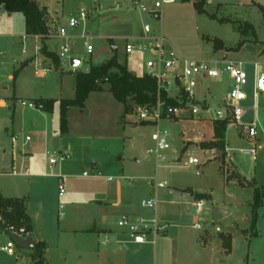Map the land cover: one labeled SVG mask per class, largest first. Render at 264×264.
Instances as JSON below:
<instances>
[{"label":"rangeland","instance_id":"374dc122","mask_svg":"<svg viewBox=\"0 0 264 264\" xmlns=\"http://www.w3.org/2000/svg\"><path fill=\"white\" fill-rule=\"evenodd\" d=\"M35 1L45 5L63 24L77 14L78 8L90 14L79 27L70 29L72 50L69 58L81 59L80 65L74 68L66 58L41 77L35 73L36 68L44 67L41 64L44 56L38 49L40 39L27 36L23 13L10 14L4 8L0 9V97L14 100V93L20 97L0 107V159L4 155L11 157L14 151L19 160L22 152L32 150V164L41 173H49L53 169L46 165L48 152L64 148L61 135L83 138L82 143L74 140L71 154L86 160L74 172L75 177L67 179L64 197L58 196V182L56 187L48 188L50 195L55 191V204L51 203L54 214L57 215L58 205L62 203L63 223L73 228L72 232L61 234V251L51 247L48 264L95 263L93 246L98 247L99 240V248H104L101 242L106 236L101 232L100 239H97V234L86 231L90 227L87 215H90L95 193L115 185L118 176L127 178L121 180L124 193L138 215L150 217L156 213L160 224L166 226L156 239L149 238L155 239V243L126 246L143 248L147 252L146 260L143 256L140 257L142 260L137 257L136 264H264V206L259 211L256 234H253L252 188L242 189L235 181L226 183L220 169L222 157L218 148V157L213 158H207L205 151L193 143L183 151L185 144L195 137L211 139V120L196 122V119L162 118L158 124L140 123L134 128V116L123 115L124 104L117 101L109 86L105 85L103 91L90 93L84 112L80 107H71L68 111V131L62 133L60 129V100L74 96L76 72H86L92 65L105 62L114 55L130 70L138 74L146 72L145 63L155 54L135 52L127 55L124 50L127 40L143 30L146 24L151 25L156 35L162 34L180 58L211 59L225 53L247 62L245 68L252 76L250 63L264 61V14L260 7L264 6V0H205L207 13L203 14L198 13L192 1L176 0L164 5L161 18H154L140 8L144 4L153 10L157 0ZM208 13L216 15V18H211ZM82 32L89 33L92 54L86 51L85 40L80 37ZM23 36L26 37L24 44L21 42ZM53 37L52 34L46 39L48 48L54 45ZM215 39L221 40L224 48L216 49ZM241 41L244 44L240 50L232 49ZM24 63L28 65L23 66ZM231 84L227 74L218 79L198 77L194 103L201 110L206 105L215 104L213 112L226 110L229 113L226 97ZM246 92L248 99L245 106L251 108V83ZM183 97H186L185 94ZM177 98L180 99L181 94H177ZM39 99H54L53 110H37L22 104V100ZM256 116L260 142L255 157L243 153V149L251 146L244 136L242 125L229 121L226 141L237 169L249 180L254 179L258 186H264V93L259 95L257 111L250 109L243 122H249ZM157 127L168 131L171 146L162 152L164 158L159 163L155 154L147 153L148 148L155 146L152 134ZM174 147L179 151L177 155L172 153ZM225 154L228 156L227 147ZM190 155L199 159V167L187 163ZM97 159L104 162L100 168L103 177H83L84 172L91 170L92 165L88 162ZM109 175L115 177L110 183L106 179ZM44 180L50 182L48 178ZM156 182H165L166 187L159 188ZM169 190L172 192L169 193ZM197 191L206 196L200 198L205 200V205L199 216L192 204V196ZM151 198L158 199L156 210L141 206L142 200ZM105 206L101 211L106 220L105 227L121 229L118 225L121 214L111 204ZM188 206L191 207L190 212L187 211ZM214 207H226L223 209L231 213L214 220ZM196 217L200 228L194 227ZM49 237L53 244L56 238ZM118 255L114 263L121 260Z\"/></svg>","mask_w":264,"mask_h":264},{"label":"built area","instance_id":"2783aa9c","mask_svg":"<svg viewBox=\"0 0 264 264\" xmlns=\"http://www.w3.org/2000/svg\"><path fill=\"white\" fill-rule=\"evenodd\" d=\"M175 1L176 0H157L153 10H150L144 4H142L140 8L143 12L148 13L154 18H161L164 5L174 3ZM136 3L138 4V1ZM76 12V15L70 16L64 24L57 27L56 36L62 40V43L59 46V51L57 52L60 60L69 58V54L72 50L70 44V39L72 37L70 29L79 27L90 15L89 12L83 8H78ZM35 37L37 38L38 36ZM80 37L85 40L87 53L92 54L93 46L89 43V33L82 32ZM25 38V36L22 37L23 40H25ZM124 50L127 55H131L135 52H153L155 54L154 58H150L146 61L145 73L157 80L158 100L153 106L137 105L134 107L133 116L137 122H152L158 124L162 118H180L186 111H192L193 114L198 113L200 110L199 107L193 104L195 89L198 85V77L218 79L224 74H227L232 81L226 97V103L230 107V112L227 113V111L224 110V114L232 124L242 125L244 136L251 146L243 149V153L251 157L256 156L257 144L260 142V139L257 138L258 118L256 116L253 120L246 123L243 122V119L250 109L257 111L259 95L264 93V61L255 60L250 63L252 66L251 76L245 68L247 62L226 55L217 56L211 59L180 58L162 34L147 35L140 38L133 37L130 40H127ZM39 70L46 73L51 71V67L44 66L42 69L36 68V72ZM250 83L253 97V105L251 108L245 106V102L248 99L246 87ZM182 91L187 94L189 100L186 103L178 105L167 103L161 95L162 92H166L169 98H177V94H181ZM22 104L32 109H44V104L35 100H22ZM27 139L29 140L30 137H27ZM152 140L155 142V146L148 148L147 153L155 154L159 163V161L164 158L162 152L171 147L168 142V131L157 127L152 134ZM71 157L72 154L69 149H60L48 152L47 159L50 167L54 168L56 165L68 161ZM187 163L197 166L200 164L199 159L191 155L188 157ZM99 175L100 172L96 170L95 166L91 167L90 172L83 173V176L96 177ZM58 178V196L59 198H62L66 193V181L68 176L58 174ZM108 179L112 180V177H108ZM155 184L159 188L166 187L165 182H156ZM141 205L156 210L158 199H144L142 200ZM204 205L205 200L203 199H197L193 202L197 216L203 212ZM63 209L64 205L61 203V216H64ZM118 225L129 234L133 242L140 244L147 242L155 243L157 235L166 228V226L160 224L156 213L150 217L137 216L131 218L123 216L119 220ZM194 227H201L198 217ZM6 230L9 234H15L21 238H26L29 234L25 226H18L16 224H8ZM150 236L155 239L150 240ZM105 241H108V238H106ZM16 247V242L11 238L6 245L1 247V249L14 255L16 253Z\"/></svg>","mask_w":264,"mask_h":264},{"label":"crops","instance_id":"0c3cea01","mask_svg":"<svg viewBox=\"0 0 264 264\" xmlns=\"http://www.w3.org/2000/svg\"><path fill=\"white\" fill-rule=\"evenodd\" d=\"M41 6L46 8L49 21L53 23L56 28L53 34L54 35L53 38H55L54 39L55 41H54V45L52 46V48H48L47 46L48 40H42L40 37H37L41 41V45L38 47V49L40 51L41 56L42 55L44 56V60L43 58H41V64H44V66L52 67L56 65L51 58L47 57L45 53L42 52V47L43 45H45L49 51H54L57 54L61 40L56 36V32H57V27L63 24V22L58 16H53L45 5H41ZM147 35H156L155 32L152 30L151 25L149 24H146L144 29L140 30L137 33V35L134 36V38H140V37H144ZM27 36L36 38L35 36H31V35H27ZM25 41L26 40H21L23 44L25 43ZM223 55H225V53L220 56H223ZM27 65L28 63H24L23 66H27ZM35 73L41 77H44L46 75V73H44L42 70H39L38 72L35 71ZM74 93H75V89H74ZM13 98L14 100L13 99L9 100L8 97H6V99L1 98L0 107H5L7 104L11 103V100L15 101L19 99L20 97H18L14 93ZM193 104L199 107L198 104L194 103V99H193ZM215 107H216L215 104H212L209 106L206 105L204 107V110H201L199 107L200 110L196 114H193L192 111H186L181 115L180 118H187V119H193V120L196 119L194 120L196 122L209 121V120L213 122V134H212L211 139L202 140L200 139V137H195V139L188 141L187 144H185L183 151L186 148H188L190 144L193 143V144H196L197 147H200L202 150L205 151V155L207 156V158L218 157V154L216 153V148L204 147L202 145L205 143L212 142L215 139L214 120L217 119V117L222 116V114H223V118L226 117L224 114V110H216L215 112H213L212 109ZM84 108L85 106L82 108L81 110L82 112H84ZM9 109H11V107H9ZM202 111L205 112V115L204 114L202 115ZM140 123L146 124V123H152V122H140ZM140 123L136 121L133 124V127L137 128ZM62 135H61V141L63 143L62 146H64V148L63 147L59 148V150L69 149L71 151L73 150L72 148L74 147V144H75L74 140L75 141L79 140V142H81V139H83V138L75 139L72 137H64ZM226 147L228 150V156L225 155V158H224L226 165L225 167H222V164L220 165V169L224 173L226 183L228 184L234 181L237 182L236 178H232L230 180L227 179V174H226L227 166L231 170H235L237 173L243 176L246 180L251 181L237 169V166L233 162L232 157L230 155L227 141H226ZM3 151H4L3 152L4 154H7L6 150H3ZM172 153L177 155L179 151L177 148L174 147L172 148ZM33 157H34V152L32 150H28V151L26 150L25 152H22V155L20 156L19 160L17 159L18 158L17 153H15L14 151H12L11 157L7 158L4 155L0 159V193L5 197H20V198L27 197L28 198L27 212L31 218L32 233L34 234V237L37 242L39 241L45 242L46 248L44 250V262H45L44 264H48V253L51 250V247H56L59 251H61V248H62V246L60 245L61 234L64 232L67 233V232L73 231V228H69L68 223H63V220H62L63 216L60 215V204L61 203L58 205V211L56 212L57 215L54 214L55 211L52 209L51 203L55 204V191L53 195H50L48 188L50 186L56 187L57 182L59 184L58 174L67 175L68 178L73 177V176L75 177L74 172H76V170L79 169V167L84 164L86 159L80 155L78 157H71L68 161L60 165H56L54 168H52L53 169L52 172L41 173V171L37 169L35 165L32 164ZM220 159L222 162L223 159L222 158ZM88 163L92 166H95L98 172H101L100 168L104 164V162L101 159L90 160ZM228 164H230L231 166H229ZM46 165L49 168L50 165L48 163V160H47ZM197 167H199V165ZM83 177L99 178V177H103V175H101L100 173V175L96 177L94 176H83ZM108 177H112V180H109ZM44 178L45 179L48 178L50 182H46ZM114 178L115 177H113L112 175H109L106 177L109 183L112 182ZM116 179H117V182L115 185L107 187L101 192L95 193L96 197H95V200L93 201L94 204L91 207L90 215H87V222L90 227H88L86 231L97 234L96 235L97 239H100L101 232L106 236V238H108V241H105L106 239L105 238L101 242L104 248L102 249L99 248V243H100L99 240H98V247L94 248L93 246V252L95 254L94 264H136L135 261L137 257H139L140 259V257L143 256L144 260H146V258L148 257L147 252L143 248L141 249V248H134V247L132 248L126 247L127 245L138 246L141 244L133 242L129 234L124 229L122 228L113 229L112 227H105L106 220H105L104 215L101 213L102 209L106 207L105 205L111 204V206L114 207V209H116V211L119 212L122 217L128 216L131 218H135L139 216L136 208L127 200L128 199L126 196L127 194L124 193V186L121 180H127V178L123 176H118ZM253 181L255 180L253 179ZM151 184L154 185V181H152ZM240 188L246 189L248 187L240 186ZM171 192L172 191L169 190V193ZM196 193H200V192L197 191ZM192 197L194 198V200L192 201V204H193V202L197 200V198L195 197V194ZM222 208H226V207H222ZM190 210H191V207L188 206L187 211L190 212ZM49 236H52L53 240L56 238V241L53 242V244L51 243V239ZM11 238H12V235L8 233L6 228L4 230H0V264H34L35 259L33 255L23 252L19 246L16 247V253L14 255L9 254L6 251L1 249V247L6 245L8 240ZM143 244H148V242L143 243ZM119 252H122V253L118 255L117 253ZM116 255L122 257L121 260L118 261V263H114V260H115L114 258Z\"/></svg>","mask_w":264,"mask_h":264},{"label":"trees","instance_id":"16d2710c","mask_svg":"<svg viewBox=\"0 0 264 264\" xmlns=\"http://www.w3.org/2000/svg\"><path fill=\"white\" fill-rule=\"evenodd\" d=\"M192 1L198 13H207L205 8V0H184ZM264 14V6H260ZM4 8L7 12H21L25 17L26 34L38 36L42 40H46L50 35L54 34L56 28L49 21L48 13L45 7L41 6L35 0H0V9ZM211 18L216 15L209 14ZM224 21V19H219ZM242 27H240L241 30ZM247 27L242 29L246 31ZM44 42V41H43ZM244 42L241 41L234 50H240ZM214 46L216 49L224 48L221 40L215 39ZM42 52L51 58L56 66L60 65V59L54 51H49L45 45ZM109 86V91L113 97L124 104V116L132 114L133 109L137 105L153 106L158 100L157 80L144 73L138 74L130 70L127 65L119 62L117 55L100 64L92 65L86 72L78 71L75 73V93L72 98H64L60 100V129L62 133L68 131V111L71 107L85 106V102L91 92L103 91L104 86ZM185 94L186 97H183ZM163 99L170 104H183L189 98L186 93L181 92V98H169L166 92L161 93ZM44 104V109L52 111L54 107V99L36 100ZM229 119L227 117L216 119L214 121L215 139L212 142L202 144L204 147L218 148L221 151L222 167H225V150H226V130ZM208 145V146H207ZM227 179L236 178L238 185L252 188V200L250 202L252 210V229L256 234L255 228L260 209L264 206V186H258L255 181H248L235 170L227 168ZM197 199L205 198V194L196 193ZM27 197H5L0 193V230H4L8 224H16L25 226L26 230L31 233V218L27 212ZM46 244L44 241L37 242L35 250L38 252V259L34 264H44V250ZM230 248V247H229ZM34 257V256H33ZM35 259V258H34Z\"/></svg>","mask_w":264,"mask_h":264},{"label":"water","instance_id":"95a60500","mask_svg":"<svg viewBox=\"0 0 264 264\" xmlns=\"http://www.w3.org/2000/svg\"><path fill=\"white\" fill-rule=\"evenodd\" d=\"M112 49H116V46H112ZM80 63H81V59L75 58V57L70 58V64L72 67L75 68L79 66ZM217 118L218 119L223 118V114L222 116H219ZM212 214H213L214 220H217V219L223 218L227 216L228 214H230V210L214 207L212 209ZM12 238L16 242L17 246H19L22 249L23 252L32 254L35 260L38 259V252L34 249L37 244V241L32 232L29 233L26 238H21L15 234L12 235Z\"/></svg>","mask_w":264,"mask_h":264}]
</instances>
